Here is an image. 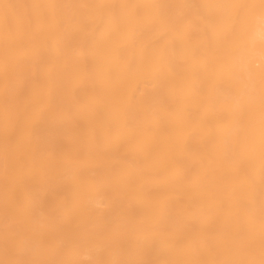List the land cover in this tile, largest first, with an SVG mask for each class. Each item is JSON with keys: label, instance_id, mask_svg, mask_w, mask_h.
I'll return each instance as SVG.
<instances>
[{"label": "bare ground", "instance_id": "obj_1", "mask_svg": "<svg viewBox=\"0 0 264 264\" xmlns=\"http://www.w3.org/2000/svg\"><path fill=\"white\" fill-rule=\"evenodd\" d=\"M0 264H264V0H0Z\"/></svg>", "mask_w": 264, "mask_h": 264}]
</instances>
